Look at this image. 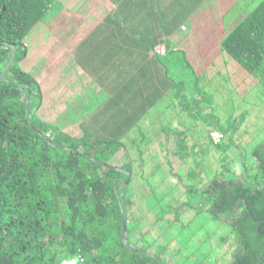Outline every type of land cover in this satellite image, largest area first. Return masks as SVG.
Returning a JSON list of instances; mask_svg holds the SVG:
<instances>
[{
  "label": "trees",
  "instance_id": "16d2710c",
  "mask_svg": "<svg viewBox=\"0 0 264 264\" xmlns=\"http://www.w3.org/2000/svg\"><path fill=\"white\" fill-rule=\"evenodd\" d=\"M54 1L57 0H0V264H170L165 259L168 246L153 251L154 244L146 238L147 233L139 232L136 229L139 224L132 220L133 202L137 200L140 211L147 197L159 207L158 220L192 206L227 224L238 242L230 264H264V140L253 145L250 155L241 148L240 175L225 177L236 159L230 158V165H225L221 157L220 175L200 188L188 189L186 201L166 202V190L150 182L148 192L136 186L130 190L140 174L134 162L151 163L143 147L150 133L126 132L144 113L150 112V117L162 114L164 121V113L171 114V109L176 107L174 116L200 115L204 107H211L214 114L204 116L216 119L214 130L224 135L231 131L227 143L225 140L215 144L222 151L220 155L235 143L233 135L244 121L243 115L222 116L214 112V106L217 109L222 104H214L213 83L208 84L211 87L206 85L205 69L196 68V62L192 64L181 48L167 46L165 53L154 51L152 62L142 69L146 77L154 72L148 85H134L137 74L130 77L132 65L123 69L129 78L127 82L134 85L133 89H140L145 100L133 112L134 117L124 122L114 119L106 133L89 127L91 131L77 136L55 123L44 122L38 115L43 98L40 94L44 91L40 83L45 84L46 80L42 79L48 70L40 66L41 56L35 59L36 24ZM113 1L98 0L97 9L109 10ZM140 3L147 7V2ZM172 3L173 10L174 6L178 7L172 15L165 16L159 9L163 16L156 20L159 32L154 36V30L148 27L142 26L145 34L139 33L129 18L123 25V12L112 9L86 38L79 39L74 31L61 39L74 43L79 40L76 46L80 48L107 44L109 51L119 45L114 44L118 38L131 40L146 35L150 49L165 34L180 28L187 16L184 13L190 9L187 6L190 0ZM236 8L244 17H234V28L222 35L221 52L208 60L216 63L220 56L218 67L223 65V70L228 69L229 78L241 70L240 84L247 78H256L264 85V0L257 1L251 9L237 2ZM146 13L153 15L149 9ZM226 18L224 15L220 21ZM146 19L134 17L133 20L136 24H147ZM229 65L234 66L233 71ZM240 84L235 86V91L242 96ZM170 131L180 139L178 151L192 154L183 144L184 131L177 128ZM121 137L133 141L132 144L121 143ZM198 142L202 144L201 153L207 155V140L200 138ZM135 144L134 152L139 157L131 152ZM126 150L123 156L119 153ZM141 194L143 201L139 202ZM198 194L201 199L193 204Z\"/></svg>",
  "mask_w": 264,
  "mask_h": 264
},
{
  "label": "rangeland",
  "instance_id": "374dc122",
  "mask_svg": "<svg viewBox=\"0 0 264 264\" xmlns=\"http://www.w3.org/2000/svg\"><path fill=\"white\" fill-rule=\"evenodd\" d=\"M89 3L92 11L99 4L98 0H66L64 5L70 8L71 11L88 12L89 7L87 4ZM254 4L255 0L241 1L242 7L246 5L251 7ZM64 10L63 4L60 3L57 7L54 1L44 17L36 24L38 31L36 32L35 47H37V56L35 59L41 56L39 58V61H42L40 66L48 70L45 78L42 79V81L46 80V83H40L41 89H45L46 85L47 94L42 98V105L39 106L37 112L46 123L49 121L56 124L58 113L55 106L58 102L66 104L62 99H67L71 90L70 86L63 85L60 81L65 77L68 78L76 66L73 59L69 62L71 63L70 67H65L66 61L64 58L74 57L73 53H70L71 49H69L74 46L72 44L74 42L70 39H61V36L74 32L73 28L81 25L83 17L66 15L63 13ZM227 17L223 20L224 23L221 22L218 31L225 33L234 28L233 26L236 23L233 20L234 17ZM85 19L87 21L88 17H85ZM215 26L208 33L215 34L217 25L215 24ZM198 27L201 29V33H205V22L200 23ZM213 39L214 35L207 38L206 42L211 47L218 46L217 40L215 43ZM173 40L177 41L178 39L174 38ZM180 42H177L176 45H180ZM200 43L201 45L205 44L204 38L200 39ZM191 45L192 41L188 43L189 47ZM213 51L214 49L206 56L204 55L205 52L201 59L197 54L192 55V57L190 55V57L198 60L196 66H202L205 69L207 78L204 79L207 81L209 78L212 79L215 89L214 104H222L217 109L214 106V112L222 116H230L233 113L235 116H245L244 121L233 135L235 143L228 147L227 151L222 154L223 156L220 155L222 151L215 147L217 142L212 136L215 132L213 124H215L216 119L204 116L214 114L211 107H204L199 112L202 116H188L185 113L174 116L178 107L171 109V114L165 112L164 121L162 120V114L151 116L145 120V125L142 127L143 130L150 133V139L146 143L143 142V147H146L145 150L147 156L151 158V163L134 162V168L140 171V174L136 177L135 185L132 184L130 187L131 191L136 186L142 192H148L150 182L166 190V202L174 204L178 200L186 201L189 196L188 189L200 188L212 181L216 175H220L222 169L220 168L221 157H223L225 165L229 164L230 158L234 157L236 159L231 169L226 171L225 177L230 174L240 175L242 170L239 166L238 157L242 152L241 148H244V152L250 155L253 145L264 140V85L260 81L258 82L256 78H247L243 84H240L242 82L241 70L229 78L228 69L223 70V65L218 67L221 69V73L218 75V69L211 68L210 61H208L209 57L215 55H212ZM216 59L215 65L219 63L220 56ZM229 67H232V65H229ZM61 69L66 70V72L62 74ZM233 70L234 66L232 67ZM237 84H240L239 89L243 91L242 96L235 91ZM245 93L247 95L243 97ZM40 95L43 96L44 91H41ZM195 96L197 97V94ZM200 98L202 97H198V99ZM179 109L181 110L180 106ZM171 128L184 131V135L181 136L185 137L183 144L192 154L178 151L180 139L170 131ZM229 134L231 135L229 130L226 135L223 133L220 141L226 140L227 143L226 138ZM77 136H80V134ZM200 138L207 140L206 145L209 148L207 155L202 154L200 151L202 144L197 143ZM132 142L127 138L122 141L123 144H132ZM135 149H132L131 152L133 151L132 154L134 153L135 157H139L136 156ZM126 152L127 150L119 151L122 156ZM144 199L140 211L137 209V200L136 203L133 202L134 204L131 207L132 220L139 224V227L137 225L136 228L139 232L147 233L146 238L154 244L153 251H159L161 247L168 246L165 255L166 261H169L170 264H230L232 255L238 247V242L234 234L230 232L227 224H221L219 221L211 219L204 211H197L192 206H185L177 212H170L164 218L158 220L159 207H156L149 200V197ZM198 199H201L200 194L197 195V199H194L193 204H197ZM138 201H143L142 194ZM143 215L147 216L146 219L142 217ZM177 249H181V252L178 253Z\"/></svg>",
  "mask_w": 264,
  "mask_h": 264
},
{
  "label": "crops",
  "instance_id": "0c3cea01",
  "mask_svg": "<svg viewBox=\"0 0 264 264\" xmlns=\"http://www.w3.org/2000/svg\"><path fill=\"white\" fill-rule=\"evenodd\" d=\"M143 1L147 2V7L145 5L144 7L141 6L140 2H142V0H114L111 2L112 6L109 10L107 8L102 9V7L97 9L96 7L93 11L91 4L89 3L87 4L89 7L88 12L71 11L70 8L64 5L66 0L55 1V6L58 7V4L61 3L65 9L63 12L64 14L83 17L81 19V25H77V28H73L77 33L76 35L80 36L79 39L82 37L86 38V36L96 28L97 24L101 25L108 15L111 14L110 10L112 9L113 11L116 9V12L118 10H120V13L123 12V15H121L123 25H125V21L129 18V23H132V26L136 27L139 33L143 32V28L145 29V27H148L154 30L152 32L154 36L156 32H159L157 31V27L159 26L156 22L159 17L161 18L160 15H162L161 12H159V9L162 10L165 16H168L174 14L178 7L174 6L173 10L171 6L173 5V0ZM224 1L225 0H190V3L187 4L190 9L187 10V14L184 13V15L187 16L185 17L184 22L180 24V28H177L171 34H165L161 38V42L158 44L173 46L175 49L181 48L189 58H191L192 55L197 54L201 59L203 56L202 54L206 52L204 54L206 56L213 49L214 51L212 52V55L220 53V44L223 40L222 35L225 34L218 31L221 24L220 17H223L224 15H226V17H244L245 15L240 14L236 8V3L244 0H228L226 3ZM257 1H255V4ZM255 4L249 9L253 8ZM153 5L155 7H153ZM147 9H149L153 15L146 13ZM84 10L86 9L84 8ZM156 13L158 14L156 15ZM85 17H88L87 21ZM134 17H138V20L141 18H147L146 20L148 23L142 24L140 22L141 24H136L133 20ZM202 22H205V33H201L202 31L198 27ZM215 24L217 25V31L215 34L208 33L216 27ZM150 33H148V35H150ZM143 34L145 33L143 32ZM213 35V40L215 43L217 40L218 46L211 47L206 40ZM146 38V35L144 38L139 36V38L134 37L131 40L127 37L118 38L114 44L119 45L115 47L112 46V49L109 51H107V44H104L103 47H101L100 44L98 48L91 45L80 48L78 45L76 46L79 41L77 40L76 43H74V46L69 48L71 49L70 53H73L74 58L76 57L75 69L70 73L68 78L65 77L60 81L63 85L70 86L71 90L67 99H62L66 104L58 102L55 106V110L58 113L55 125L62 128L64 131L71 132L75 135H83L84 133L91 131L89 130V127H92L93 130L95 129L96 132L106 133L108 131V125L114 123V119L124 122L128 120L129 117H134L132 115L133 112L138 109L140 103L145 100V97L142 96L140 89H133V87L134 85L140 86L149 84L151 75L154 72H151V74L146 77L142 69L146 67L145 64L152 62L154 51L156 50V47L159 46L158 44H152L150 45V49H147L149 41ZM174 38H177L178 40L174 41ZM201 38H204L205 40L204 45H201L200 43ZM179 41H181V44L176 45ZM190 41H192V45L189 47L188 43ZM130 50H132L131 53L129 52ZM141 55L149 56L143 57ZM64 59L67 64L73 58ZM191 62L192 64L195 62L198 64L197 59H192ZM66 64L65 67H67ZM171 64H173V62H171ZM129 65H132L130 77H135L134 75L137 74L135 78L136 83L134 85L127 82L129 78L123 70L124 68L127 69V66ZM209 65L211 68L218 67V64L215 65V63L212 62H210ZM194 66L199 68V66H196L195 64ZM65 72L66 70L61 69L62 74ZM203 76V79L207 78L205 74H203ZM204 81L207 83L206 85L212 84L211 78H209L208 81L204 79ZM46 94L47 90L45 85L43 98ZM149 113L150 112H148V114L144 113L142 117L138 118L136 122L131 125L132 128L126 132H134V130L135 132L145 131L141 130V127L145 125V120L150 117ZM151 116L154 117L155 115L151 114ZM123 139L124 137H121V143ZM136 144L133 145L131 149H134Z\"/></svg>",
  "mask_w": 264,
  "mask_h": 264
},
{
  "label": "built area",
  "instance_id": "2783aa9c",
  "mask_svg": "<svg viewBox=\"0 0 264 264\" xmlns=\"http://www.w3.org/2000/svg\"><path fill=\"white\" fill-rule=\"evenodd\" d=\"M167 50V47L165 45H160L158 47H156V51L159 53H165ZM215 132L212 134L213 139L215 140V142H219L221 140V138L223 137V133L214 130ZM83 264H90V263H83Z\"/></svg>",
  "mask_w": 264,
  "mask_h": 264
},
{
  "label": "water",
  "instance_id": "95a60500",
  "mask_svg": "<svg viewBox=\"0 0 264 264\" xmlns=\"http://www.w3.org/2000/svg\"><path fill=\"white\" fill-rule=\"evenodd\" d=\"M125 228H126V226H125ZM126 243H127V245H129V240H128V238H126Z\"/></svg>",
  "mask_w": 264,
  "mask_h": 264
},
{
  "label": "clouds",
  "instance_id": "9594fccd",
  "mask_svg": "<svg viewBox=\"0 0 264 264\" xmlns=\"http://www.w3.org/2000/svg\"><path fill=\"white\" fill-rule=\"evenodd\" d=\"M159 45V44H158ZM162 45H164V44H162ZM166 46V45H165ZM158 47V46H157ZM167 47V46H166Z\"/></svg>",
  "mask_w": 264,
  "mask_h": 264
}]
</instances>
